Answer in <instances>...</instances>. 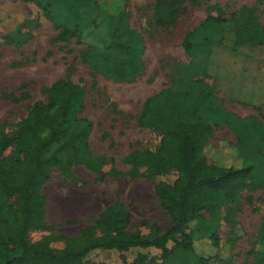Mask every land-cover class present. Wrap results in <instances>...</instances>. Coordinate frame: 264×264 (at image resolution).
Returning a JSON list of instances; mask_svg holds the SVG:
<instances>
[{
    "label": "trees",
    "instance_id": "obj_1",
    "mask_svg": "<svg viewBox=\"0 0 264 264\" xmlns=\"http://www.w3.org/2000/svg\"><path fill=\"white\" fill-rule=\"evenodd\" d=\"M21 1L40 11L60 41L74 40L83 46L82 61L92 70L116 82H133L142 75L146 47L128 23L125 0ZM185 1L156 0L158 24L172 25L178 4ZM88 12L94 16L86 22ZM97 20L104 24L102 37L93 31ZM234 20L236 46L255 48L264 43V27L253 9H240ZM220 23L207 17L184 37L183 51L192 58L199 45L192 40L195 34L208 41V29ZM187 70L178 66L170 85L146 99L138 117L139 127L160 134L158 148L134 150L124 158L131 179L176 173L171 185L158 182L154 187L161 206L173 218L170 228L151 226L147 234L132 232L130 213L114 201L79 236L66 238L62 249L50 246L53 237L30 242L29 232L43 228L47 199L42 188L52 169L76 165L100 174L109 164V175L117 173L113 158L92 155L93 124L83 115L84 90L61 80L50 86L45 104L30 108L16 136L0 133V264H89L95 255L109 251L120 253L125 262L122 254L133 249L159 251L158 264H210L219 256L221 220L232 224L234 216L232 210L222 216L223 209L236 205L245 191L264 185V125L256 117L240 118L226 110L203 80ZM220 127L229 128L236 140L224 164L208 160L210 137ZM255 244L252 264H264V223ZM134 264H145V257L138 255Z\"/></svg>",
    "mask_w": 264,
    "mask_h": 264
},
{
    "label": "rangeland",
    "instance_id": "obj_2",
    "mask_svg": "<svg viewBox=\"0 0 264 264\" xmlns=\"http://www.w3.org/2000/svg\"><path fill=\"white\" fill-rule=\"evenodd\" d=\"M155 5L156 0H125L128 23L142 36L146 47L144 71L133 82H116L85 65V48L74 40L60 41L59 33L32 3L0 0V133L16 136L30 108L47 102L50 86L70 81L86 94L83 115L93 124V157L113 158L117 172L109 175V164L100 174L76 165L52 169L50 180L42 188L47 199L43 228L29 232L30 242L53 237L50 246L62 249L66 238L79 236L114 201L130 213L132 232L147 234L151 226L161 231L170 228L173 218L161 206L154 187L158 182L171 185L176 173L131 179L124 158L134 150L158 148L160 134L139 127L137 120L145 100L170 85L178 66H187L190 75L202 79L226 110L240 118L256 117L264 125V105L242 104L228 94L235 84L264 90V43L255 48L236 46L234 20L246 7L255 11L258 24L264 27V0H186L178 4L170 26L158 24ZM93 16L86 13V22ZM207 17L222 23L208 29V41L202 42L201 33L195 34L192 40L199 45L191 58L183 51L182 41ZM93 31L102 37L103 21L97 20ZM202 70L206 75L200 74ZM210 142L209 162H228L230 145L236 143L230 129L214 128ZM228 210L234 212L233 223L221 220L220 254L210 264H252V252L258 250L255 243L264 223V185L242 193L236 205L223 209L222 216ZM122 255L125 262L120 253L102 252L89 264H134L138 255L145 257V264H158L160 253L133 249Z\"/></svg>",
    "mask_w": 264,
    "mask_h": 264
},
{
    "label": "crops",
    "instance_id": "obj_3",
    "mask_svg": "<svg viewBox=\"0 0 264 264\" xmlns=\"http://www.w3.org/2000/svg\"><path fill=\"white\" fill-rule=\"evenodd\" d=\"M228 94L242 104H251L255 107L264 105V90L258 87L250 88L246 84H235L233 85V90H230Z\"/></svg>",
    "mask_w": 264,
    "mask_h": 264
}]
</instances>
